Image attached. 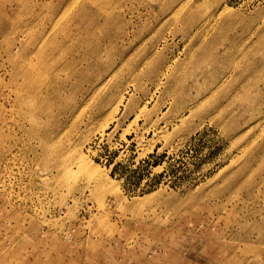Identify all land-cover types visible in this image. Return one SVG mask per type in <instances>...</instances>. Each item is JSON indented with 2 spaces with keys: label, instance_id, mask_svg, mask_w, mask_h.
<instances>
[{
  "label": "rangeland",
  "instance_id": "1",
  "mask_svg": "<svg viewBox=\"0 0 264 264\" xmlns=\"http://www.w3.org/2000/svg\"><path fill=\"white\" fill-rule=\"evenodd\" d=\"M0 264H264V0H0Z\"/></svg>",
  "mask_w": 264,
  "mask_h": 264
},
{
  "label": "bare ground",
  "instance_id": "2",
  "mask_svg": "<svg viewBox=\"0 0 264 264\" xmlns=\"http://www.w3.org/2000/svg\"><path fill=\"white\" fill-rule=\"evenodd\" d=\"M83 166H84V165H83ZM83 166H82V167H83Z\"/></svg>",
  "mask_w": 264,
  "mask_h": 264
}]
</instances>
